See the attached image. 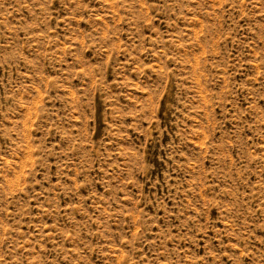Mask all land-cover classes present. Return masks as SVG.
<instances>
[{
  "label": "rangeland",
  "instance_id": "obj_1",
  "mask_svg": "<svg viewBox=\"0 0 264 264\" xmlns=\"http://www.w3.org/2000/svg\"><path fill=\"white\" fill-rule=\"evenodd\" d=\"M0 264H264V0H0Z\"/></svg>",
  "mask_w": 264,
  "mask_h": 264
}]
</instances>
